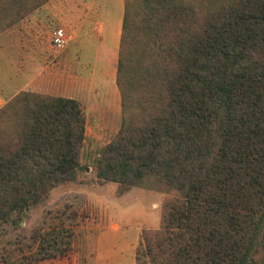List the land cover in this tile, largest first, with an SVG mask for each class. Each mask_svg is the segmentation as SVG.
I'll return each instance as SVG.
<instances>
[{
    "label": "trees",
    "instance_id": "obj_1",
    "mask_svg": "<svg viewBox=\"0 0 264 264\" xmlns=\"http://www.w3.org/2000/svg\"><path fill=\"white\" fill-rule=\"evenodd\" d=\"M44 1L0 0V31ZM123 2L121 121L92 165L118 193L146 177L167 190L136 261L264 264V0ZM85 125L70 96L20 89L0 106V230L80 181ZM71 234L16 233L0 264L66 256ZM22 243L31 251L14 257Z\"/></svg>",
    "mask_w": 264,
    "mask_h": 264
},
{
    "label": "rangeland",
    "instance_id": "obj_2",
    "mask_svg": "<svg viewBox=\"0 0 264 264\" xmlns=\"http://www.w3.org/2000/svg\"><path fill=\"white\" fill-rule=\"evenodd\" d=\"M55 1L58 0L44 1L0 31V106L20 89L27 87L28 75L38 66L48 64L47 61H31L26 56V42L52 43V33L57 26H63L70 34L69 27L54 20V13L60 11V5L55 6ZM93 34L96 37L97 31L94 30ZM33 48L32 46L30 49ZM81 60H84V56ZM98 65L103 66V63L99 60ZM98 74L99 71L96 75ZM108 95L109 92L106 91L99 108H84L86 125L81 165L78 169L80 181L57 185L45 200L23 213L20 227L6 225L4 230H0V255L8 245V239H13L16 233H25L23 241L28 244L31 243L28 235L33 228H38L42 234L48 229L63 226L72 231L71 249L67 255L41 260L36 264H80L86 261L90 253L86 240L92 232L89 230L91 227L106 224L109 219L124 222L131 228L158 226L161 204L167 190L160 187L153 178L146 177L123 193L117 192L115 182L100 185L94 181L92 158L113 137L121 121L120 105L114 107ZM25 244L22 243L20 248L23 252L19 249L12 255L19 257L22 253L29 254L31 250ZM137 251L140 255L144 252L141 239L136 246L135 255ZM137 261V264H148L144 256Z\"/></svg>",
    "mask_w": 264,
    "mask_h": 264
},
{
    "label": "crops",
    "instance_id": "obj_3",
    "mask_svg": "<svg viewBox=\"0 0 264 264\" xmlns=\"http://www.w3.org/2000/svg\"><path fill=\"white\" fill-rule=\"evenodd\" d=\"M55 6L60 11L53 12L54 20L69 27L70 34L66 31L68 39L61 48L51 42H26V56L49 65L42 64L28 75L24 89L77 98L86 110L99 108L108 91L111 104L121 108L116 68L123 0H58ZM99 60L103 66L98 65ZM105 223L89 228L92 232L86 242L90 253L80 264H137L135 251L142 226L131 228L115 219Z\"/></svg>",
    "mask_w": 264,
    "mask_h": 264
},
{
    "label": "built area",
    "instance_id": "obj_4",
    "mask_svg": "<svg viewBox=\"0 0 264 264\" xmlns=\"http://www.w3.org/2000/svg\"><path fill=\"white\" fill-rule=\"evenodd\" d=\"M68 39V35L64 27L57 26L54 28L52 33V43L56 47H64L66 44V41Z\"/></svg>",
    "mask_w": 264,
    "mask_h": 264
}]
</instances>
